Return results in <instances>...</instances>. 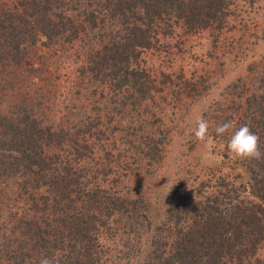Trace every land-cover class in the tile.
<instances>
[{
	"label": "trees",
	"instance_id": "obj_1",
	"mask_svg": "<svg viewBox=\"0 0 264 264\" xmlns=\"http://www.w3.org/2000/svg\"><path fill=\"white\" fill-rule=\"evenodd\" d=\"M0 2V264H40L45 257L52 264H109L106 237L121 242L125 258L147 252L129 264H264L258 256L264 247V160H240L246 181L219 174L212 190L206 181L189 190L175 186L165 220L155 226L148 199L129 181L140 168L154 173L170 140L163 118L148 111L159 78L142 57L177 27L186 34L222 28L230 0ZM88 33L93 38L81 69L90 75L89 86L85 78L76 86L86 85V95L112 88L56 126L45 123L35 99L20 87L15 94L8 89L24 72L40 78L57 71L47 51L40 56L39 43L57 54ZM261 80L242 95L229 117L232 127L216 138L229 140L248 125L264 153ZM140 226L152 231L146 248Z\"/></svg>",
	"mask_w": 264,
	"mask_h": 264
},
{
	"label": "rangeland",
	"instance_id": "obj_2",
	"mask_svg": "<svg viewBox=\"0 0 264 264\" xmlns=\"http://www.w3.org/2000/svg\"><path fill=\"white\" fill-rule=\"evenodd\" d=\"M230 1L231 15L222 28L210 27L186 34L177 27L173 36L163 38L157 47L146 51L142 57L146 68L159 78L160 91H156L154 102L150 100L148 111L163 118L162 125L169 131L170 138L154 173L148 174L140 168L129 180L131 189L140 188L148 199L149 216L154 226L165 220L166 204L175 186L181 184L189 190L206 181L209 182L206 184L208 191L212 190L211 183L219 174H227L237 181L248 179L240 159L228 151V139L216 138L215 127L229 122L230 116L235 117L242 95L245 99L250 94L249 87L262 84L264 0ZM80 36L75 43L66 42L61 51L57 49V54L39 43L40 56L47 51L48 58L58 64L57 71L50 69L40 78L23 71L19 85L8 89L15 94L22 88L28 97L35 99L37 114L45 123L56 126L62 117L68 119V113L77 110L83 102L92 107L94 99L103 100L101 91L107 95L112 88L107 84L108 87L101 89V86L96 95H86V85L76 86L84 78L89 86L90 76L88 72L82 73L81 68L87 63L89 55L85 45L93 34L85 35L87 39L83 38L84 34ZM49 81L53 82L48 85ZM11 92L7 94L9 102L14 99ZM200 116L210 125L205 141L197 140L194 135ZM138 235L146 248L152 231L140 226ZM103 244L105 255L112 258L109 264H129L147 253L136 251L125 258L121 242L106 237ZM258 256L264 258V247Z\"/></svg>",
	"mask_w": 264,
	"mask_h": 264
},
{
	"label": "clouds",
	"instance_id": "obj_3",
	"mask_svg": "<svg viewBox=\"0 0 264 264\" xmlns=\"http://www.w3.org/2000/svg\"><path fill=\"white\" fill-rule=\"evenodd\" d=\"M209 122L200 116L196 120L195 137L199 141H205L209 134ZM232 127L230 122L219 124L215 127V132L218 135H224ZM260 137L253 133L248 125H243L235 130L228 140L227 149L236 159L240 160H264V153L259 148ZM40 264H52V261L47 257L40 261Z\"/></svg>",
	"mask_w": 264,
	"mask_h": 264
}]
</instances>
